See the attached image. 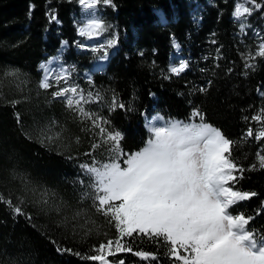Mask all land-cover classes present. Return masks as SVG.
Returning <instances> with one entry per match:
<instances>
[{"label": "trees", "instance_id": "trees-1", "mask_svg": "<svg viewBox=\"0 0 264 264\" xmlns=\"http://www.w3.org/2000/svg\"><path fill=\"white\" fill-rule=\"evenodd\" d=\"M237 1L112 0L106 8L104 24L118 47L103 73H94L91 80L82 76L75 85L85 94L99 92L103 97L86 104L85 110L98 113L122 133L125 153L140 150L150 138L145 117L159 113L187 121L199 108L206 122L236 141L233 158L240 165H258L256 153L262 154L264 139L256 141L255 133L264 119L251 118L264 113V96L259 95L264 90V58L248 59L259 39L251 31L240 36L232 20ZM256 2L261 16L264 0ZM195 6L201 9L199 23L193 20ZM76 7V0H0V77L17 73L0 83V194L13 204L24 201V215H14L0 203V264H100L82 256L97 255L101 243L119 238L114 223L95 213L91 200L81 198L88 178L80 165L91 163L92 157L84 153L99 138L81 130L85 125L63 99H53L52 88L39 87L41 64L58 54L61 43L74 45L77 39L72 17ZM174 40L194 61L178 76L169 71ZM65 59L79 63L82 74L94 57H76L70 50ZM246 62L255 67L246 68ZM200 88L207 90L201 93ZM114 95L125 109L109 111ZM11 101L18 103L13 107ZM249 128L252 137L246 136ZM49 129L51 135L62 132V138L41 143L42 131ZM93 156L105 161L108 153L101 147ZM244 177L237 187L258 196L236 207L253 217L249 229L264 234V170L246 171ZM42 193L47 205L41 203ZM125 243L149 258L124 252L108 257L109 264L121 259L125 264H172L162 241L136 237L125 238Z\"/></svg>", "mask_w": 264, "mask_h": 264}, {"label": "snow or ice", "instance_id": "snow-or-ice-1", "mask_svg": "<svg viewBox=\"0 0 264 264\" xmlns=\"http://www.w3.org/2000/svg\"><path fill=\"white\" fill-rule=\"evenodd\" d=\"M247 2L254 7H243L244 14L251 15L261 8L256 0ZM79 3L88 10H94L101 4L111 6L112 0H79ZM50 15L55 20L54 14ZM235 16H241V7L236 8ZM244 27L242 24L241 31ZM106 30L104 23L92 20L79 30V35L98 37ZM116 43L115 38L110 39L107 47L111 48ZM107 55L104 52V57ZM256 57L264 58V37H261L257 51L248 59ZM245 67L254 68L255 65L246 62ZM187 68L188 64L181 61L178 67L173 66L169 71L178 76ZM66 71L70 70L61 68L54 73L55 84L64 81L66 86L59 87L51 95L53 99L64 98L68 110L85 125L81 130L99 138V142L91 144L92 151L84 153L92 157L91 163L80 165L88 178L81 198L91 200L95 213L103 214L110 223H114L119 238L101 243L96 249L100 253L97 255L82 256L59 247L58 251H68L100 264H109L103 254L105 250L109 257L129 252L147 260L148 253L133 252V248L125 243V238L146 237L162 241L167 246L166 255L172 264H264V234L249 229L247 226L253 217L246 216L236 207L258 196L256 191L242 190L237 185L245 178L246 171L264 170V154L256 153L258 165L253 164L248 169L240 165L233 158L236 141L206 122L199 108L193 109L188 121L168 120L163 126H152L145 146L133 153H125L121 147L122 133L111 129L110 121L98 113L85 110V104L103 101V97L99 92L85 94L77 85L69 84ZM46 73L53 74V69L47 68ZM48 74L39 85L41 89L48 90L53 86ZM16 77L15 71H7L0 77V83L6 78ZM206 90L198 89L201 93ZM16 103L18 101H11L13 107ZM108 107L109 111H115L117 108L125 109L126 105L119 103L114 95ZM16 118L19 123L18 113ZM251 119L262 121L264 113ZM52 124L55 125V121ZM49 132L50 129L42 131L41 143L51 144L62 138V132L54 135ZM253 135L249 128L246 136ZM262 139L264 126L255 133L256 141ZM75 143H80L79 137ZM101 147L108 153L105 161H98L93 156V152ZM41 196V203L47 205L46 193ZM23 202L13 204L10 198L0 194V203L6 204L14 215H24L20 206ZM87 235L86 231L84 236ZM151 258L157 260L156 255ZM118 264L125 262L121 259Z\"/></svg>", "mask_w": 264, "mask_h": 264}, {"label": "rangeland", "instance_id": "rangeland-1", "mask_svg": "<svg viewBox=\"0 0 264 264\" xmlns=\"http://www.w3.org/2000/svg\"><path fill=\"white\" fill-rule=\"evenodd\" d=\"M76 2H77V7L72 15L74 19L75 27L77 29V39L74 45H70L68 42L63 43L61 49L58 51V54L55 57L49 59V61L42 63L41 65H44L45 66L44 68L40 66L42 80L44 79L45 75L48 74L46 73V69L47 68L53 69V74H48L50 77V82L53 83V86L51 87L53 89V92L56 91L59 87L66 86L64 81H61L60 84L58 85L55 84L54 73L56 71H59L61 68L65 70H70V71H66V75L69 78L68 79L69 84H76L78 79H80L82 76L84 79L91 80L94 74V72L92 71V65H93L92 63L105 58L109 60V58H111L112 54L118 47L117 43L115 46L111 48L107 47V42L110 39L113 38L116 39V36L112 35L108 29L98 37L90 38L86 36L82 37L79 35V30L82 27H86V25L90 23L92 20H99L100 22L104 23V14L108 6L101 4L94 10H88L84 8L82 5H80L79 0H76ZM196 6L193 10L194 12L193 20L199 23L201 21V15H200L201 9H198V7ZM237 7H241V16L237 18L235 16V11H234L232 15V20L238 24L240 31H241V25L242 24L245 25L244 30L240 32V36L246 35L247 32L251 31L253 35L259 39L258 41V45H259L261 43V37H264V14L261 16L259 15V13L262 10V7L259 10H254L251 15L243 13V7H249V8L254 7L252 4H249L247 0H238L236 2L235 10ZM161 21L166 22V20L163 18ZM256 33H259L260 35H256ZM95 49H99V51H95ZM70 50H72L74 56L76 57L86 56V55L90 57H94L93 60L94 62H92L89 66L84 65L86 66L85 68L86 70L81 74L79 70L80 67L79 63H74L71 62L70 60L65 59V55L68 54ZM104 52L108 53L107 57H104ZM181 61L186 62L188 64V67L190 63L194 62L192 60V56L189 53H187V48L182 46V44H180L177 40H174L173 52L170 57V68L173 66L178 67ZM104 71L105 69L99 71V73H103ZM259 95L264 96V90H260ZM60 99H64V98H60ZM85 106L86 104L84 105V107ZM153 118L154 120H152ZM163 121L165 123L168 120H166L165 118H163L161 115L158 114L152 117L151 119L147 120V123L145 122V127L150 132V129L152 127L151 124H153L154 126H160V125L163 126L164 124ZM262 154H264V151L262 152ZM97 254L100 253L97 252ZM103 254L108 259L109 256L107 255V250H105Z\"/></svg>", "mask_w": 264, "mask_h": 264}, {"label": "bare ground", "instance_id": "bare-ground-1", "mask_svg": "<svg viewBox=\"0 0 264 264\" xmlns=\"http://www.w3.org/2000/svg\"><path fill=\"white\" fill-rule=\"evenodd\" d=\"M63 43H65V42H63ZM108 61L109 60L105 58V59H102V60H99V61L94 62L93 65H92V71H94V72L102 71L103 69H105ZM152 120H154V118ZM151 125L154 126L153 124H151ZM160 126H162V125H160Z\"/></svg>", "mask_w": 264, "mask_h": 264}]
</instances>
